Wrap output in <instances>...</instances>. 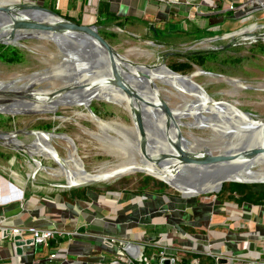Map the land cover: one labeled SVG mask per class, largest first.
I'll return each mask as SVG.
<instances>
[{
  "label": "crops",
  "instance_id": "crops-1",
  "mask_svg": "<svg viewBox=\"0 0 264 264\" xmlns=\"http://www.w3.org/2000/svg\"><path fill=\"white\" fill-rule=\"evenodd\" d=\"M0 1H36L64 15L81 17L86 24H93L95 12L99 18L124 20L125 27L146 23L152 30L155 26V36L157 30L164 32L160 28L174 24L176 34L185 40L197 39L200 30L217 33L218 27L226 31L244 22L231 14L213 13L212 5L223 7L226 0H201L200 15L192 5L146 0ZM29 181L20 167L0 166V221L76 234L55 236L45 246L4 240L0 231V264H117L119 247L107 245L104 236L147 246L144 253L155 256L153 264H162L163 249L165 258L180 264H218L219 258L228 264H264V200L242 199L231 190L190 197L166 189L118 187L52 197L47 191L30 190ZM52 252L58 257L51 259Z\"/></svg>",
  "mask_w": 264,
  "mask_h": 264
},
{
  "label": "rangeland",
  "instance_id": "rangeland-1",
  "mask_svg": "<svg viewBox=\"0 0 264 264\" xmlns=\"http://www.w3.org/2000/svg\"><path fill=\"white\" fill-rule=\"evenodd\" d=\"M94 15L92 23L99 27L102 36L119 54L142 64H158L165 56V64L172 70H174L172 66L178 67L179 69L174 71L183 75L193 74L198 70L210 72L211 74H199L193 79L205 88L206 94L211 95L212 102L231 111L250 112L256 119H264V40L255 41L249 37L242 39L241 33L243 32L241 30L234 32L237 30L235 27L226 31L225 29L220 30V27H218L216 28L217 33H210L208 30L202 33L200 32L202 30H200L197 33V39L189 38L185 40L184 36L176 34L178 30L175 32L174 24L171 28H160L164 32L157 37L154 34V29L149 28L146 23L125 27L122 23L124 20L117 22L115 19L105 23L100 22L97 12ZM65 16L79 23L85 22L81 17ZM257 17L261 19L260 27L257 30L252 28L244 32L249 34L264 32L262 13H258ZM153 27L155 28V26ZM237 27L241 28V25ZM261 27L263 28L260 29ZM168 32H171L172 35H165ZM20 44L19 46H13L20 50L21 56H15L11 52L10 56L15 57L12 61L3 60L0 57V84L22 78L20 81L18 80V87H22V85L29 83L28 77L30 75L52 71L57 64L62 62V57L56 45L50 40L30 38L21 40ZM230 44L232 45L228 46ZM1 45L0 56L5 50ZM203 53L211 54L204 58L192 59L193 55ZM231 78L232 80H230ZM237 80L239 83H237ZM171 83L174 86L176 84L174 81ZM62 85V81L53 79L35 84L32 90L53 91L61 88ZM158 86L161 89L163 100L173 108L180 107L186 101L191 100L188 97L180 96L176 90L164 84L159 83ZM71 103L68 105L61 104L58 109L48 112H26L16 115L0 114V131L4 133L20 132L21 135L18 138L27 146L30 145L29 149L20 150L0 141V166L11 168L16 165L20 167L21 174L26 179H30L28 185L30 190H37L40 193H46L47 191L50 192L52 197L58 194L76 192V190L97 189V187L102 189L118 187L139 191L143 189H166L174 193H180L159 180V178L145 172L126 173L109 181L98 182L88 187L84 186L86 184L78 185L81 186L80 188L64 187L66 184L72 183L76 173L94 172L103 163L113 166L130 157L135 158V160L140 159L139 155L133 154L134 151L131 153L120 149L119 153L116 152V146L113 143L111 144V141L106 139L104 135L121 140L123 135L115 130L102 132L96 121L90 118L84 104ZM88 103L90 110L93 111L92 113L104 120L115 121L116 125L125 129L126 132L129 133L128 130L133 127V118L127 110L95 97H91ZM36 107L48 109L42 104H37ZM7 109L9 110V106H0V111L5 112ZM180 121L196 120L186 116L181 118ZM36 130L65 135L69 137V139L67 137L65 139H68L67 142H70V144L68 145L59 137H54L49 141L47 135H34L31 133ZM182 131L187 139L191 141L197 139L198 146L202 149H204L205 144H208L207 141L214 140L208 129H193L184 126ZM6 143L10 144V142ZM29 153L34 156L35 161ZM74 153L80 161L74 162L65 172L64 163L57 158L56 154H59L62 158H69ZM230 183H225V186H229ZM215 194L213 192L204 195L211 196Z\"/></svg>",
  "mask_w": 264,
  "mask_h": 264
},
{
  "label": "water",
  "instance_id": "water-1",
  "mask_svg": "<svg viewBox=\"0 0 264 264\" xmlns=\"http://www.w3.org/2000/svg\"><path fill=\"white\" fill-rule=\"evenodd\" d=\"M21 16H26L35 22H24L21 18H19ZM47 16L55 17L58 19V21L56 23L47 24V22H45L47 18H49ZM262 28L263 27L260 29ZM153 29L156 31L154 27ZM7 32H9V34H7ZM20 33L23 34L20 37L21 40L38 38L52 41L56 45L62 57V62L57 64L53 70L59 68L61 71H66V73H64V77L61 78L60 76L49 75L50 77H48V79L41 80L40 82L59 79L62 81L63 85L57 90L46 91H55L53 94L66 96L70 90L79 87H85L87 84H89L91 82L90 80L86 81L80 79L82 76L81 73L84 72V69H80L77 63H81L83 66H86L87 70L89 71L98 70L100 73H102V75L105 76L111 73L116 87L121 92L142 103L143 109L137 114L136 121H133L136 132L128 133L131 141L126 143L125 146L129 152L133 153L134 151L133 154L136 153L140 157L142 154H144V156L147 158L152 159L150 155L148 156L147 150L153 152L158 144H163L166 142L168 147L165 151H161L159 153V158L157 160L161 164L168 162V159L171 158H175L177 160L175 163L164 164L165 168L167 167L169 170L172 168L177 170L172 176L175 185L166 180H159L173 187L182 195L191 197L213 192L219 193L222 190L224 184L227 182L264 183V180L241 181L231 179L234 174H237L238 171L242 170L244 165L241 163L242 160L247 158L248 160L252 161L257 157L264 155L263 130L261 136L258 135L255 129L251 128L244 129L239 132L236 131L235 128H230L227 132H221L208 126L206 123L208 121H192L200 123V126H195L193 129H208L214 137V140L207 141L208 144H205L204 149H202L198 146L197 139L191 141L183 135L182 127L187 126L192 128L193 126L191 121H180L182 116L175 115L172 107L169 106L168 103L163 100V98H161L162 100L160 102L156 103L152 101V99H147L144 97V91L148 87L147 76L149 75V69L155 70L160 67H166L169 71L178 73L165 64V56L158 64L138 63L120 55L116 49L105 39V37L102 36L97 25L79 23L67 18L64 14L59 13L50 7H46L36 1H0V35L3 34L4 38L11 36L13 39H15V35ZM245 34L246 33L244 32L241 33L242 39H246L244 36ZM40 35H44V37ZM247 35L250 39L255 41L264 40V32L253 33L252 35L247 33ZM0 44L15 46L21 45L20 41L12 43L1 39ZM231 45L232 44L228 46ZM102 48L106 50L105 52L109 58L110 73L105 66L106 61L104 60L105 56L103 57L104 51ZM118 60L122 61L124 66L119 64ZM133 67L141 72V77H135L136 75H134L131 71V68ZM204 73L211 74L210 72H200V74ZM35 74H32L31 77H34ZM198 75L199 74L197 73L189 75L180 74L181 77L188 76L190 78H195ZM15 82L16 81L11 82L10 85H6V83L0 84L2 85V88L0 89V102L2 104L13 101L16 103V105L25 108L28 107V103L31 105L38 101V99L33 94V92L36 90H32V87L40 82L35 83L30 81L27 85H22V87L17 89L6 90V88L13 85ZM189 86L194 89L198 87L201 88L197 82L192 84L190 83ZM40 92L43 91L40 90ZM149 105H152L157 109L159 108V110L150 113V111L148 112L145 107ZM160 110H162L169 118L168 121H164L165 129L160 126V123L163 122ZM19 113H26V111ZM245 113L252 120H257L264 124V119H256L255 116L250 112ZM194 119L197 120L196 118ZM212 122L216 123L217 121ZM257 127L258 126H256V128ZM0 133L8 134L1 131ZM171 133H173L175 136L172 137L173 135ZM138 135L141 136V142L138 146H135ZM67 138L69 139V137ZM246 166L251 167L252 164L249 163V165ZM80 187L81 186H74L72 188ZM178 187L190 192V194L185 195L184 191ZM161 263L180 264L176 263L175 259L170 258H163ZM218 264H228V260L225 258H219Z\"/></svg>",
  "mask_w": 264,
  "mask_h": 264
},
{
  "label": "bare ground",
  "instance_id": "bare-ground-1",
  "mask_svg": "<svg viewBox=\"0 0 264 264\" xmlns=\"http://www.w3.org/2000/svg\"><path fill=\"white\" fill-rule=\"evenodd\" d=\"M47 24L50 23H56L58 19L55 17H50L47 16ZM22 19L24 22H35L32 19H29L26 16H21L19 17ZM56 25V24H55ZM256 25V18H245L243 24L241 25V28H237L234 32L241 30V32L244 31H249L248 29L255 28L256 30L258 29ZM246 33V32H244ZM9 34V32H7ZM249 34V33H248ZM23 34L20 33L18 35H15V39H13L11 36L4 38V35H0V39L4 40L6 42H19L21 41L20 37ZM252 35V34H249ZM9 36V35H8ZM43 36L44 35H40ZM245 38L248 37L247 33L244 35ZM103 52V57L104 60L106 61L105 66L108 69V72L110 73L109 69V58L108 55L106 54V50L102 48ZM121 55V54H120ZM125 58H128L124 55H122ZM77 61V60H75ZM118 63L123 65L122 61L118 60ZM78 67L80 69H84V72L81 73L82 76L80 79L86 80V81H91L89 84H87L85 87H79L75 88L73 90H70L66 96H61L53 94L54 92H49V91H34L33 94L34 96L38 99V101L34 102V104H29L28 107H21L16 105L15 102H7L6 104H2L0 102V106L7 107L9 106V110L7 109L5 112L0 111V114H7V115H12V114H18L19 112L26 111L27 113H34V112H48V111H54L55 109H58V106L61 104H70L72 102L73 104H84L86 109L88 110L89 116L93 121H96L98 127L102 132H106L109 130H115L123 135V139H112L111 136L104 135L106 139L111 141V144L113 143L117 148L116 152H120L119 150H127L125 144L129 143L131 139L128 136V132L125 131V129L121 128L120 126L118 127L114 122H110L107 120L102 119L95 113H92L93 111L90 110L89 107V99L91 97L95 98H100L102 100H105L107 102H110L112 104L117 105L118 107H121L125 110H127L132 118L133 121H136L137 114L143 109L142 103L139 101H136L133 97L126 95L125 93L121 92L115 85L114 83V78L112 77V74L110 73L107 76L102 75L98 70H87L86 66H83L81 63H77ZM124 66V65H123ZM84 67V68H83ZM125 70V68H124ZM198 70V69H197ZM131 71L134 75H136V78L141 77V72L138 71L135 67L131 68ZM200 70L196 71L195 73L200 74ZM64 73L66 71H61L59 68L52 70L50 72H44V73H38L35 74L34 77H31V75L28 77V82L33 81L35 83L40 82L41 80L48 79L50 76H60L61 78L64 77ZM149 75L147 76V89L144 91V97L147 99H152V101L158 103L162 99V94H161V89L159 88L158 84H164L168 87H171L172 89L176 90L178 94L182 97H188L191 100L186 101L183 103L182 106L176 108L172 107L174 114L175 115H180L183 117L190 116L193 119L196 118V121H208L206 122L208 126H210L212 129L221 131V132H227L228 129L230 128H235L236 131H241L244 129H255L258 133L259 136L262 134V130L264 131V124L257 120H252L250 117L245 112H240V111H231L229 109H226L222 105H218L214 102L211 101L210 95L205 93L204 87L202 85H199L201 88H192L189 86L191 83H195L193 78H190L188 76H183L181 77L180 74L174 73L169 71L166 67H160L158 69H149L148 70ZM50 75V76H49ZM199 76V75H198ZM13 77V76H12ZM228 79V77H226ZM22 78H18L16 80H12L9 83H6V85H10L11 82L16 81L13 85L9 86L6 88V90L10 89H17L18 87V82ZM221 79V78H220ZM19 80V81H18ZM226 80V79H225ZM232 80V78L230 79ZM228 80V81H230ZM234 80V79H233ZM236 80V78H235ZM172 81L176 82L175 86L171 83ZM238 81V80H237ZM233 82V81H232ZM235 82V81H234ZM24 83V81H23ZM239 83V81L237 82ZM236 83V84H237ZM241 83V82H240ZM232 84V83H231ZM235 84V83H234ZM233 85V84H232ZM246 85V84H245ZM235 86V85H234ZM233 87V86H232ZM243 87V86H241ZM251 87V86H250ZM2 88V85H0V89ZM252 88V87H251ZM264 88V87H263ZM78 89V90H77ZM241 89V88H239ZM256 89V88H255ZM1 100V99H0ZM70 101V102H69ZM180 102V101H179ZM71 103V104H72ZM37 104H42L45 108L48 109H43V108H37ZM159 105V104H158ZM35 107V108H34ZM147 111L150 113H153L154 111H158L159 108H155L152 105L145 106ZM78 111V110H77ZM224 111V112H222ZM82 113V112H80ZM160 114L162 121L160 123V126L164 128V121H168L169 118L165 115V113L160 110ZM154 115V114H153ZM237 117V118H236ZM66 119V118H65ZM113 121V120H112ZM212 121H217L216 123H213ZM192 128H194L197 125H200V123L192 122ZM256 126H258L256 128ZM122 130V131H121ZM130 133H135L136 128L133 125L132 128L128 130ZM34 135H47L50 139H54V137H59L68 145L70 142H67L68 139H65V135H58L57 133L54 132H46V131H34L31 132ZM174 137L175 135L171 133ZM21 135V133H15V132H10L8 134H3L0 133V141H3V144L11 146L14 149H29L30 145L27 146V144L23 143L18 136ZM120 135V134H119ZM99 136V135H98ZM45 138V137H44ZM141 136L138 135L136 138V144L135 146H138L141 142ZM129 140V141H128ZM10 142V144L6 143ZM134 146V147H135ZM32 147V146H31ZM111 147V146H110ZM168 147V144L165 143H160L156 146L155 150L151 152L150 150L148 151V156L152 157V159L147 158L144 156V154L141 155L139 160H135V158H129L122 163L109 166L107 163H103L100 165L98 169H96L94 172H85V173H76V176H74L72 179L71 184H66L64 187H74L82 184H86L84 186L92 185L98 182H103V181H109L111 179H114L118 177L121 174H129V173H134V172H145L148 174H151L159 179L162 180H167L168 182L172 183L175 185L173 181V174L177 170L172 168L169 170L167 167L165 168L164 164H171L175 163L177 160L175 158L168 159V162H165L163 164L158 162L159 158V153L161 151H165L166 148ZM163 149V150H162ZM30 157L35 161L34 156L29 153ZM57 158L61 160L64 163V171L66 172L68 170V167H71L74 162L80 161L76 154H71L69 158H62L59 156V154H56ZM131 155V154H130ZM134 157V156H133ZM166 161V160H165ZM243 163V168L242 170L238 171L237 174H234L231 179H236V180H248V181H263L264 180V155H261L252 161L248 160L245 158L242 160ZM249 163L252 164L251 167H247L246 165H249ZM257 167H256V166ZM246 167V168H244ZM63 172V169L61 170ZM177 185V184H176ZM179 186V185H178ZM183 190V188L178 187ZM185 194H190V192H187L183 190Z\"/></svg>",
  "mask_w": 264,
  "mask_h": 264
},
{
  "label": "built area",
  "instance_id": "built-area-1",
  "mask_svg": "<svg viewBox=\"0 0 264 264\" xmlns=\"http://www.w3.org/2000/svg\"><path fill=\"white\" fill-rule=\"evenodd\" d=\"M146 1H158L159 3H166L171 5L186 4L196 7V12L203 14L198 5L201 0H146ZM227 4L223 7H219L217 4L212 5L213 13L223 14L225 16L233 15L238 20L247 18H256V25L260 26V17H257L258 13L264 12V0H226ZM264 18V17H263ZM256 26V27H257ZM0 231L2 239H15L24 240L30 245H45L47 246L49 241L55 236H68L75 235V232L58 230V229H42L37 227L26 226H12L0 221ZM103 241L110 246L119 247V251L116 254L117 264H137L139 260L147 264H153L156 261L155 256H148L144 253L147 246H139L137 243L128 240H120L115 237L104 236ZM156 246V245H154ZM162 258H165L166 251L163 249L160 251ZM58 257L57 252H52L51 259ZM177 260V259H176ZM175 260V261H176Z\"/></svg>",
  "mask_w": 264,
  "mask_h": 264
},
{
  "label": "trees",
  "instance_id": "trees-1",
  "mask_svg": "<svg viewBox=\"0 0 264 264\" xmlns=\"http://www.w3.org/2000/svg\"><path fill=\"white\" fill-rule=\"evenodd\" d=\"M51 8L54 9L55 11L59 12L55 7H51ZM109 15H111V14H109ZM110 17L111 16L105 17L104 15H102L100 18V22H105V23L110 22V19L113 18V17L112 18H110ZM160 33H161V31L157 30L156 36L159 37ZM1 47L5 48V50L2 52V54L0 56V57H2L3 60L12 61L13 59H15V57L10 56L11 52H13V54H15V56H21L22 55L20 50L15 48L13 45L6 46V45L2 44ZM210 54L203 53V54L193 55L192 59L204 58L206 56H209ZM172 67L174 70L179 69L176 66H172ZM225 185L226 184H224V187L222 188L221 192L231 190L233 193L235 192L237 195H239L240 198H242V199L264 200V183L248 184V183L231 182L229 186H225ZM138 262H140V264H145L144 262H141L139 260H138Z\"/></svg>",
  "mask_w": 264,
  "mask_h": 264
}]
</instances>
